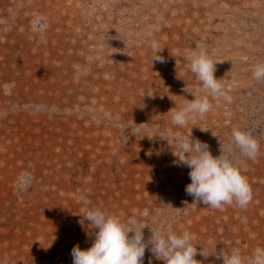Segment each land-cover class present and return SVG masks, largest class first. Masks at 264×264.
Instances as JSON below:
<instances>
[{"label": "rangeland", "instance_id": "obj_1", "mask_svg": "<svg viewBox=\"0 0 264 264\" xmlns=\"http://www.w3.org/2000/svg\"><path fill=\"white\" fill-rule=\"evenodd\" d=\"M200 48L223 61L231 99L209 96V112L176 126L189 92L206 94L188 59ZM261 60L264 0H0V264H73L72 248L94 240L95 208L149 226L145 239L188 230L201 264H222L216 247L250 257L264 246ZM235 127L259 145L236 161L250 203H194L190 169L164 139L192 135L219 155Z\"/></svg>", "mask_w": 264, "mask_h": 264}, {"label": "clouds", "instance_id": "obj_2", "mask_svg": "<svg viewBox=\"0 0 264 264\" xmlns=\"http://www.w3.org/2000/svg\"><path fill=\"white\" fill-rule=\"evenodd\" d=\"M152 47L158 53L153 61L162 60L159 45L153 43ZM188 59L191 61V72L206 94L200 95V88L189 92L193 99H187L182 108L172 111V122L176 126H184L197 114L203 116L209 112L212 108L209 96L231 99L225 91L223 78L215 75L217 62L223 61H213L203 48L192 50ZM251 71L253 80L264 84V60L258 61ZM12 87L6 84L5 91L10 92ZM230 135L229 147L221 148L219 155H213L206 142L192 135L172 138L169 133V139L162 138L169 145L175 142L180 149L179 154H174L177 166L190 169L188 175L191 182L186 185L185 191L193 197L194 203L215 209L233 202L244 208L250 203L252 189L236 161L237 156L255 159L259 151L258 141L250 132L239 127L233 128ZM85 220L93 225L94 240L90 247L81 248L77 244L72 248L73 264H144L146 251L164 264H201L195 259L198 251L204 257L209 256L202 246L198 250L199 244L193 243V235L188 230L178 233L166 227L150 228L151 235L145 239L143 230L149 226L137 228L134 226L137 223L135 219L125 222L119 215L99 208L88 210ZM211 255H215L222 264H264V246H257L248 258L239 248H222L217 252L216 247ZM148 264H152L151 258Z\"/></svg>", "mask_w": 264, "mask_h": 264}]
</instances>
